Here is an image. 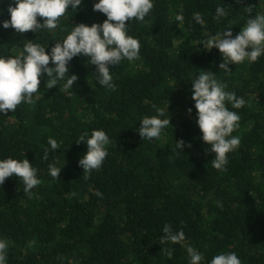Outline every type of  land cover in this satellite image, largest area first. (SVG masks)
Segmentation results:
<instances>
[{"label": "trees", "instance_id": "16d2710c", "mask_svg": "<svg viewBox=\"0 0 264 264\" xmlns=\"http://www.w3.org/2000/svg\"><path fill=\"white\" fill-rule=\"evenodd\" d=\"M96 2L69 8L54 33L19 35L2 27L11 0H0V55H15L25 40L37 37L50 51L66 35L60 28L102 24L106 16L93 11ZM218 5L226 17H215ZM248 6L254 15L264 10V0H154L144 22H131L139 59L110 66L115 90L99 87L91 78L94 66L77 56L68 65L69 74L78 76L71 96L59 92V85L45 88V75L32 105L22 103L14 114L0 116V159L27 158L41 180L31 195H24L18 179L0 185L7 264H189L185 247L159 243L165 224L183 229V244L204 254L202 264L222 252H235L241 264H264V56L230 65L226 74L218 67V49L199 45L225 26L239 33ZM196 12L203 28L192 20ZM177 13L182 23L175 21ZM199 70L213 72L226 91L246 100L234 109L240 127L232 135L241 143L228 154L225 171L212 167L215 154H206L196 124L191 82ZM153 105L165 109L171 125L163 139L150 143L137 128L144 116L155 114ZM93 129H103L111 142L102 167L84 173L78 161L87 146L75 140ZM49 137L61 146L43 160ZM176 140L191 147L180 154ZM50 163L62 169L58 180L48 174ZM163 247L173 249L171 259Z\"/></svg>", "mask_w": 264, "mask_h": 264}, {"label": "clouds", "instance_id": "9594fccd", "mask_svg": "<svg viewBox=\"0 0 264 264\" xmlns=\"http://www.w3.org/2000/svg\"><path fill=\"white\" fill-rule=\"evenodd\" d=\"M84 0H11L7 12L10 19L2 22L4 29H14L19 35L28 31L35 33H54L60 18L71 8L77 11ZM260 3V0H259ZM154 8V0H98L93 11L106 16L102 24L91 26L80 23L70 30L60 28L61 36L54 41L50 51L37 41L23 43V48L15 55H0V116L13 114L22 103L32 105L39 98L41 77L46 75L45 88L52 89L59 85V92L72 95L73 86L78 80L75 74L70 75L69 63L77 56L87 58L86 62L94 66L92 79L101 88L115 90L113 71L110 66H119L123 60L129 63L140 57V41L129 35L131 22H144ZM247 13L245 24L236 35L232 27L225 26L222 32L207 36L199 45L211 51L218 49L221 63L218 67L221 73L232 72L230 65L257 62L264 56V10L254 15L253 7H244ZM3 10H0V15ZM228 15L226 9L218 5L215 9L217 19ZM39 18H43L41 22ZM183 14L177 13L175 21L182 23ZM192 20L203 28L204 20L200 13H193ZM130 21V23H128ZM50 63L52 66H50ZM227 84L218 80L211 71L199 70L191 82V99L196 110V124L201 132L200 139L207 146L206 154H215L210 161L214 169L225 171L228 164V154L234 152L240 145L238 135H232L240 127V115L234 109L245 106L246 100L234 91H226ZM230 106V107H229ZM154 115L144 116L139 120L138 134L142 141L154 142L163 139L165 129L171 125L170 118H165V109L153 105ZM168 111V109H167ZM169 112V111H168ZM191 114L192 109H188ZM110 138L103 129H93L91 134L82 133L76 144L84 143L86 153L79 159L78 165L84 173L98 170L108 156L107 145ZM60 144L49 137L43 150V160L49 158V152L55 153ZM191 147L184 141H177L175 150L182 154V149ZM62 169L54 163L48 165V174L57 179ZM38 169L25 159L7 157L0 159V185L8 178L18 179L23 185L24 195H31L41 183L37 176ZM83 173V174H84ZM102 195V193H97ZM161 245L180 244L185 247L189 264H202L204 254L191 245H184L183 229L175 231L170 224L162 229ZM9 242L0 238V264H7ZM169 259L173 256L171 247H163ZM208 264H241L235 252H222L208 261Z\"/></svg>", "mask_w": 264, "mask_h": 264}]
</instances>
